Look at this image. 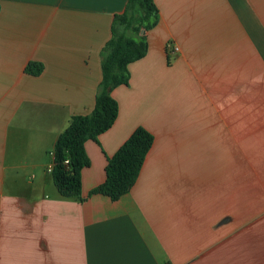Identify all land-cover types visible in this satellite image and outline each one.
<instances>
[{
	"label": "crops",
	"instance_id": "1",
	"mask_svg": "<svg viewBox=\"0 0 264 264\" xmlns=\"http://www.w3.org/2000/svg\"><path fill=\"white\" fill-rule=\"evenodd\" d=\"M153 3L147 53L64 198L52 150L93 109L127 0H0V264H264V0ZM137 127L153 145L131 190L89 195Z\"/></svg>",
	"mask_w": 264,
	"mask_h": 264
},
{
	"label": "trees",
	"instance_id": "2",
	"mask_svg": "<svg viewBox=\"0 0 264 264\" xmlns=\"http://www.w3.org/2000/svg\"><path fill=\"white\" fill-rule=\"evenodd\" d=\"M157 22L158 10L153 0H127L124 12L114 16L111 39L100 51L101 81L95 93L93 109L87 115L73 116L52 150L50 175L61 197L80 196L81 171L90 165L85 143H97L98 136L113 126L118 104L111 97V92L119 86L128 85V66L146 55L145 33L153 29ZM24 71L38 76L43 71V65L29 62ZM152 145V134L143 127H137L114 155L106 158L105 179L90 190L89 195H102L116 202L127 194L135 184Z\"/></svg>",
	"mask_w": 264,
	"mask_h": 264
},
{
	"label": "built area",
	"instance_id": "3",
	"mask_svg": "<svg viewBox=\"0 0 264 264\" xmlns=\"http://www.w3.org/2000/svg\"><path fill=\"white\" fill-rule=\"evenodd\" d=\"M172 49H173V51H177V50H178V48H177L176 46H173ZM66 163H67V162H66ZM51 169H52V166H51V168L49 169V171H51Z\"/></svg>",
	"mask_w": 264,
	"mask_h": 264
}]
</instances>
